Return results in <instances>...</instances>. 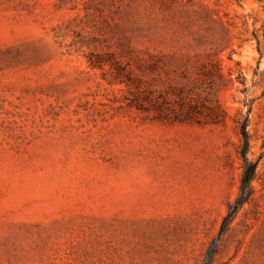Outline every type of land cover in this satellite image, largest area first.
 <instances>
[{
    "label": "rangeland",
    "instance_id": "374dc122",
    "mask_svg": "<svg viewBox=\"0 0 264 264\" xmlns=\"http://www.w3.org/2000/svg\"><path fill=\"white\" fill-rule=\"evenodd\" d=\"M0 264H264V0H0Z\"/></svg>",
    "mask_w": 264,
    "mask_h": 264
},
{
    "label": "trees",
    "instance_id": "16d2710c",
    "mask_svg": "<svg viewBox=\"0 0 264 264\" xmlns=\"http://www.w3.org/2000/svg\"><path fill=\"white\" fill-rule=\"evenodd\" d=\"M134 106L138 107V105H134ZM138 108L142 109L141 107H138ZM182 116L183 118H181ZM175 120H182V121L189 120V116L184 115V113H180L179 115H175ZM242 131H243V137H244V146L241 151V155L244 159L245 166H244V172H243V176L241 180V193H240L239 199L237 200L235 204L236 210L234 209V211L228 214V216L226 217V221L231 219L233 215L236 213L237 209H239L241 205H243L245 202L249 200V197H247L245 194L247 190L249 191V194H251L252 192L251 183L255 177V172H256V164L250 162L249 159L247 158L250 141H249V136L246 132L245 126L243 127Z\"/></svg>",
    "mask_w": 264,
    "mask_h": 264
}]
</instances>
